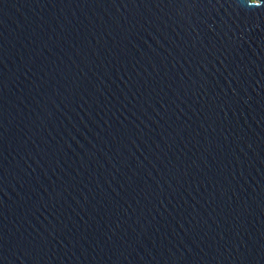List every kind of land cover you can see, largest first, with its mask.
<instances>
[{"label":"water","instance_id":"obj_1","mask_svg":"<svg viewBox=\"0 0 264 264\" xmlns=\"http://www.w3.org/2000/svg\"><path fill=\"white\" fill-rule=\"evenodd\" d=\"M0 264H264V0H0Z\"/></svg>","mask_w":264,"mask_h":264},{"label":"snow or ice","instance_id":"obj_2","mask_svg":"<svg viewBox=\"0 0 264 264\" xmlns=\"http://www.w3.org/2000/svg\"><path fill=\"white\" fill-rule=\"evenodd\" d=\"M258 3V0H252V4L256 5Z\"/></svg>","mask_w":264,"mask_h":264}]
</instances>
